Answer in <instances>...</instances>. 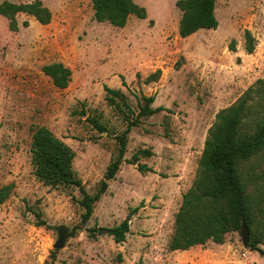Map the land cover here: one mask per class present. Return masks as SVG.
<instances>
[{
	"label": "rangeland",
	"instance_id": "rangeland-1",
	"mask_svg": "<svg viewBox=\"0 0 264 264\" xmlns=\"http://www.w3.org/2000/svg\"><path fill=\"white\" fill-rule=\"evenodd\" d=\"M134 1L148 17L133 16L123 29L97 22L92 0H43L52 22L42 25L20 14L17 32L0 17V188L14 185L0 206V264H193L202 259L204 264H264V255L244 247L240 232L230 233L225 244L209 242L188 255L169 249L175 216L197 179L217 114L264 80V0H219V29L188 38L179 35V0ZM246 31L256 39L253 54L246 51ZM55 62L73 72L66 90L55 88L42 71ZM105 86L122 90L129 106H110ZM144 96H155L153 107L165 110L142 117L132 128L120 171L84 223L77 187L52 188L35 176L34 131L45 126L72 148L74 169L95 195L117 155V137L139 113ZM88 117L98 119L106 132ZM141 149L154 152L139 161L153 172L141 173L128 162ZM241 172L245 181L264 173V157L244 163ZM34 212H41L50 227L37 226ZM130 214L125 242L98 234ZM63 227L66 244L57 250ZM209 250L214 263L205 260Z\"/></svg>",
	"mask_w": 264,
	"mask_h": 264
},
{
	"label": "trees",
	"instance_id": "trees-1",
	"mask_svg": "<svg viewBox=\"0 0 264 264\" xmlns=\"http://www.w3.org/2000/svg\"><path fill=\"white\" fill-rule=\"evenodd\" d=\"M218 1L179 0L176 5L182 12L180 37L188 38L203 29H218ZM92 3L95 20L117 28L126 27L133 16L141 20L148 17L147 9L134 0H92ZM20 14L33 17L42 25H49L53 19V12L43 0H32L30 3L4 0L0 3V17L9 19L10 30L13 32L19 31L17 16ZM23 25L28 27L29 22L25 21ZM245 38L246 51L253 54L256 39L251 31L245 32ZM42 71L59 90L67 89L73 79L72 70L61 62L45 65ZM157 74L159 72L152 75L149 82L157 79ZM105 91L110 106L120 110H123L120 102L129 106L122 90L105 86ZM155 100V96H144L143 103L139 104V113L134 115L125 132L117 137V155L112 158L95 195L86 190L74 169L76 155L72 148L45 126L36 128L33 134L31 154L35 176L52 188L77 187L82 195L79 200L84 210L82 221L88 223L96 203L107 192L109 182L116 178L125 161L128 135L132 128L140 124L142 117H150L165 110L163 107H153ZM127 118L129 121L128 115ZM87 119L101 134L106 132L98 119ZM153 155L150 149H141L128 162L138 165L141 173L153 172L147 164H139L141 158H151ZM259 157H264V80H259L237 103L217 114L205 142L197 179L184 194L182 205L175 216V230L169 245L171 251L204 247L209 242L225 244L227 236L240 232L245 222L251 234L247 248L264 255V173H254L245 181L241 172L244 163ZM249 186H253L254 192L249 191ZM13 191V184L0 188V206L10 199ZM34 214L37 226L50 227L41 212ZM131 218L130 214L122 223L109 229V235L117 244L126 241L131 230ZM92 232L97 230L93 229Z\"/></svg>",
	"mask_w": 264,
	"mask_h": 264
},
{
	"label": "water",
	"instance_id": "water-1",
	"mask_svg": "<svg viewBox=\"0 0 264 264\" xmlns=\"http://www.w3.org/2000/svg\"><path fill=\"white\" fill-rule=\"evenodd\" d=\"M103 233H109V229H98V234H103ZM240 235L244 247H247L251 241V234L245 222L242 224ZM66 240H67V229L63 227L59 229V239L56 241L54 248L57 250L63 249L65 247Z\"/></svg>",
	"mask_w": 264,
	"mask_h": 264
},
{
	"label": "crops",
	"instance_id": "crops-1",
	"mask_svg": "<svg viewBox=\"0 0 264 264\" xmlns=\"http://www.w3.org/2000/svg\"><path fill=\"white\" fill-rule=\"evenodd\" d=\"M142 6V5H141ZM132 18V17H131ZM130 18V19H131ZM130 21V20H129ZM129 23V22H128ZM109 24V23H108ZM111 25V24H110ZM220 25V24H219ZM127 26V25H126ZM220 27V26H219ZM219 27H218V29H219ZM117 28V27H116ZM125 28V27H124ZM121 29H123V28H121ZM218 29H216V30H218ZM204 30V29H203ZM216 30H213V31H216ZM199 32H202V30H200ZM199 32H197L196 34H198ZM196 34H194V35H196ZM193 36V35H192ZM192 36H190V37H192ZM64 64V63H63ZM66 90V89H65ZM216 245H220V244H216ZM198 247H202V246H196V247H193V248H191L190 250H193V249H195V248H198ZM190 250H187V251H173V255H188V254H190L189 253V251ZM210 251V253L209 254H207L206 256H205V260H207V259H210L209 261L210 262H212V263H214V259H215V255H210L211 253H213V250H209ZM211 259H213V260H211ZM204 261H203V259L202 260H199L198 262H196V261H194L193 262V264H204L203 263Z\"/></svg>",
	"mask_w": 264,
	"mask_h": 264
}]
</instances>
